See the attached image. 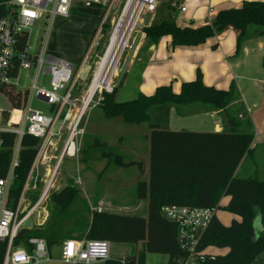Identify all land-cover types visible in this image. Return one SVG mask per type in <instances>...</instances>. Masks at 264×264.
I'll return each mask as SVG.
<instances>
[{"label":"trees","instance_id":"obj_1","mask_svg":"<svg viewBox=\"0 0 264 264\" xmlns=\"http://www.w3.org/2000/svg\"><path fill=\"white\" fill-rule=\"evenodd\" d=\"M143 25L142 33L148 43H155L160 37L169 35L173 46H198L216 33L232 27L237 31L236 50L249 37V27L254 26V35L264 34V1H243L238 6L217 10L210 21L202 24L179 25L175 20L176 8ZM71 13L89 18L100 16L99 6L75 5ZM133 19L119 18L114 28L132 30ZM117 63L99 67L94 78L105 87L115 72ZM124 78L111 92L102 91L98 108L104 119L120 118L126 124L146 123L149 129V178L136 183V199L147 198L146 215L94 210L90 218L82 216L73 224L72 230H63L58 214L45 223L23 229L18 240L30 249L27 240L31 236L45 239L47 246L60 243L66 238L103 239L109 242L137 244L142 249L127 254L123 264H146V253L166 254L164 264H174L186 251L178 241V225L161 213L167 204L218 208L222 195H228L226 210L240 219L232 218L229 224H222L214 213L201 234L198 249L207 246L227 248L224 254H206L198 264H257V257L264 252V177H239L236 169L245 153L250 150L253 127L242 104L236 85L231 82L228 89H219L203 83L201 73L190 81H183L178 93L170 84L159 85L152 94L138 92L135 97L119 101L116 92ZM75 88V86H74ZM73 88V92H74ZM10 97L12 109L19 107L18 92L5 90ZM75 95V94H74ZM201 103L210 110L223 111L225 128L220 132H196L171 130L168 128L169 110L172 106ZM235 111V116H234ZM15 116L16 112H13ZM15 119V117H13ZM0 148V176L7 174L12 147L13 133L2 132ZM39 138L25 133L20 141L18 164L13 170L8 204L15 206L25 178L39 146ZM97 146L107 143L94 140ZM113 159L120 166L136 164L125 162L122 156L107 150L101 153ZM49 193V191H48ZM40 192L31 190L28 196L37 200ZM74 186H66L51 192L52 202L58 209L64 208L75 196ZM48 195V194H47ZM27 198V197H26ZM34 201V202H35ZM259 213L261 233L257 236L253 219ZM6 250V241H0V264ZM102 264H122L118 259H107Z\"/></svg>","mask_w":264,"mask_h":264},{"label":"built area","instance_id":"obj_2","mask_svg":"<svg viewBox=\"0 0 264 264\" xmlns=\"http://www.w3.org/2000/svg\"><path fill=\"white\" fill-rule=\"evenodd\" d=\"M115 1L0 0V93L6 94L10 100L5 90H15L18 92L15 99L20 103L16 109L10 108L1 111V114L6 118V124L0 125V148L2 147V132L15 135L7 174L3 177L0 176V241H6L2 264H98L107 259H114L109 256L110 242L103 239L73 237L64 239L60 242L58 263H55L56 261L51 258V247L47 246L44 238L29 237L27 242L30 249L26 248L19 240L18 244L14 245V240L23 230L22 223L25 218L31 216L46 198L60 159L64 156L75 155L77 151L74 141V136L77 134L76 128L88 105L83 108L82 104L78 115L75 117L72 115V109L79 101L77 97L73 96V88L86 65L91 45L89 44L84 49L74 71V65L56 52L49 50L45 42L35 50L30 44V32L39 20H41V24L48 25L49 28V24L55 16H69L72 7L77 4L99 6L102 16L100 24H102L114 7ZM128 5L133 17L132 32L140 17L147 13L154 14L157 0H125L118 20ZM180 10L185 11V6L181 5ZM98 67L99 63L96 70ZM21 69H34L35 71L32 83L26 90L20 89L17 84ZM39 74H42L41 80H38ZM45 75H49L48 86L44 83ZM111 78L105 87H100L94 92L91 99L98 91H100L99 94L102 91H112L114 84L111 83ZM33 98L49 105L51 115L44 114L40 109L33 107ZM101 99L102 97L99 96L96 104ZM63 110H65L63 121L55 128V123ZM13 112H16L15 116L11 115ZM71 117L74 118L68 126V134L63 142L60 155L53 167L47 168L46 172L49 177L42 193L36 203L22 206L26 192L37 189L38 165L41 159L45 158L47 147L55 138H59L65 123ZM25 133L36 136L40 142L19 198L15 206L12 207L8 204L9 189L13 179V170L18 164L20 141ZM71 146L72 152H70ZM216 209L177 204H167L161 207V213L178 225V241L186 251L183 257L175 259L174 264H198L204 260L206 254H213L206 250L208 246L199 250L198 243ZM97 210H101V208L98 207ZM124 258L125 256L118 260L123 264Z\"/></svg>","mask_w":264,"mask_h":264},{"label":"rangeland","instance_id":"obj_3","mask_svg":"<svg viewBox=\"0 0 264 264\" xmlns=\"http://www.w3.org/2000/svg\"><path fill=\"white\" fill-rule=\"evenodd\" d=\"M178 1L179 0H157L154 18L158 19L161 14L167 13L170 10L168 4L175 7L178 4ZM124 2L125 0H116L110 14L106 17L102 24H100L101 15L91 16L89 18H85V20L71 16H69V18L55 16L49 24V28L47 27L48 25L41 24V20H39L30 32V44L35 50L38 49L40 44L45 42L46 47L49 50L56 51L60 57L72 63L74 65V71L80 62L84 48L89 46V44L91 45L88 59L86 65L84 66V71L80 73L73 92V96L77 97L79 100L72 109V115L74 117L78 115L81 109L82 101L86 92H88L86 98L91 99L92 95L97 90V85L93 83L94 81H91V79L99 60L108 45L109 38L116 25ZM141 21L142 17H140L134 26L135 28L129 36L127 45L123 49L115 68V72L111 78L112 84L116 81L119 71L137 33L142 31L143 24ZM92 27H94L93 30H91ZM251 27H255V25L250 26L249 30ZM88 31L91 35V42L89 41L87 46V42L81 45L79 40L86 39ZM34 74V69H21L17 78L18 87L22 90L28 89L32 83ZM41 78L42 74H39L38 80H41ZM48 80L49 75H45L44 83L46 86H48ZM131 89L132 87L130 86L122 87L119 91L118 100L122 101L131 99ZM99 92L100 91H98L93 99H91L88 103L78 122L76 128L77 134L74 136L77 148L75 155L72 157L64 156L60 159L57 164L55 170L56 174L50 186L48 195L31 215V227L33 226V228L45 223L50 220L52 216L58 214L60 223L63 224V230L70 229L72 230V234L76 235L78 231L74 230L73 224L77 223L79 218L82 216L90 218V212L95 209L97 210L98 207L103 210L117 213H137L143 216L145 215L143 210H133L134 206L138 202L136 199V181L144 178L138 166L136 164L129 166L117 165L114 163L113 159H109L107 156H102L101 153L111 150L120 154L125 162L133 160L139 161L140 164H144V162L148 164V141L146 139L149 131L148 126L146 123L139 125L126 124L120 118L104 119L101 115L100 109L98 108V103L96 104L98 97L101 96ZM32 106L40 109L44 114L51 115L49 105L40 100L33 98ZM11 107L12 105L8 96L4 93H0V125L6 124V118L1 114V111L9 110ZM64 113L65 110H63L59 115V118L55 123V128H57L63 121ZM11 115H14V113ZM235 115L234 111V116ZM74 117H71L62 129L59 138H61L63 142L68 134V126ZM95 139L107 143V147L93 145ZM52 143L47 147L45 158L43 157L38 165L37 190L40 194L42 193L49 177V174L46 172L47 168H52L59 156V151L57 153L56 150L55 154L57 158L54 160L51 152ZM262 166H264V155H259V150H256L253 152L252 156L248 155L246 157L245 162L237 173V176H256L255 174L245 173L244 170H255L256 168H261ZM259 177L261 176L259 175ZM30 184H32V181H30ZM67 184L74 186L76 194L64 208L58 209V207H56L52 202L50 197L51 192L56 191ZM30 191L31 190H28L26 192L25 201L22 206L36 203L37 200L35 201L32 197L28 198ZM99 199H102L103 203L99 204ZM216 216L219 221L225 225H227L230 220L235 217L234 214L226 210L224 206H219L217 208ZM109 248V256L114 259H120L127 254L136 253L138 250H141L142 245L140 242L136 245L110 242ZM213 250L216 253L221 254L225 251V248L214 247ZM50 252L51 258L56 261L55 263H58L60 259V243L53 244ZM167 259L168 256L166 254L159 253H146L145 256L146 264H164ZM258 259V263L260 262V264H264V252L260 253ZM98 264H102V262Z\"/></svg>","mask_w":264,"mask_h":264},{"label":"crops","instance_id":"obj_4","mask_svg":"<svg viewBox=\"0 0 264 264\" xmlns=\"http://www.w3.org/2000/svg\"><path fill=\"white\" fill-rule=\"evenodd\" d=\"M243 1L255 0H179L175 6V20L179 25H187L191 22L195 25L202 24L210 21L217 10L229 6H238ZM181 5L185 6V11L180 10ZM130 12L128 5L120 18L132 19ZM69 16L85 20L84 17L74 15L71 12ZM69 16L66 18H69ZM154 16L155 14L150 15L148 24L153 20ZM145 19L146 14L142 17V24H144ZM253 30L254 27H251L249 37L241 43L238 50H236L237 31L232 27L216 33L198 46H173L169 35L160 37L155 43H148L142 33L124 73V78L116 92V99L118 100L120 89L125 86L132 87L131 98L135 97L138 92L146 95L152 94L157 86L167 84H170L172 90L178 93L181 83L193 80L197 71L201 73L204 84L213 85L219 89H228L230 83L233 82L240 94L238 103L245 107L254 131L253 140L249 146L250 150L245 153L236 169L238 173L248 155L252 156L256 150H259V155H264V34L254 35L252 33ZM130 33L131 30L128 29H113L108 45L99 61L101 65L109 66L113 63H118L123 49L127 45ZM90 36L88 31L86 39L79 40L80 44L83 45L87 42V46ZM93 81L97 85V89L101 87L94 77ZM87 94L88 92H86L82 101L83 108L90 101V99L86 98ZM179 106H172L169 110L168 128L171 130L220 132L225 128V114H223V111L210 110L204 104L197 102ZM148 133L146 136L148 141V164L146 162L140 164L139 161H135L144 176V178L139 180L144 181H148L149 178ZM52 144L51 152L55 160L57 158L55 151L57 150V153L59 151L60 155L63 141L58 138ZM244 172L264 176V166L255 170H244ZM228 200V195H222L218 202L219 206H225ZM137 201L133 210H143L146 215L147 198L143 200L137 199ZM98 203H103V200L99 199ZM234 216V218L240 219L237 215L234 214ZM253 228L255 235L258 236L261 233L258 212L253 219ZM214 247L208 246L206 250L216 253L213 250ZM226 251L227 248L221 254ZM256 261L258 263V257Z\"/></svg>","mask_w":264,"mask_h":264},{"label":"water","instance_id":"obj_5","mask_svg":"<svg viewBox=\"0 0 264 264\" xmlns=\"http://www.w3.org/2000/svg\"><path fill=\"white\" fill-rule=\"evenodd\" d=\"M150 15L151 14H149V13L146 14V19H145L143 25H147L148 24V20L150 18ZM141 34H142V31H139L137 33V35H136V37H135V39H134L129 51H128V54H127V56H126V58H125V60L123 62V65H122V67H121V69L119 71V74H118V76L116 78L114 86H117L120 83V81H121V79L123 77V74L125 73V71L127 69V66H128V64H129V62L131 60V57H132L133 52H134V50H135V48L137 46V43L139 41V38H140ZM22 227H23V229H29L31 227V216H27L25 218V220L22 223ZM17 244H18V238L14 240V245H17Z\"/></svg>","mask_w":264,"mask_h":264},{"label":"bare ground","instance_id":"obj_6","mask_svg":"<svg viewBox=\"0 0 264 264\" xmlns=\"http://www.w3.org/2000/svg\"><path fill=\"white\" fill-rule=\"evenodd\" d=\"M70 152H72V146L70 147Z\"/></svg>","mask_w":264,"mask_h":264}]
</instances>
